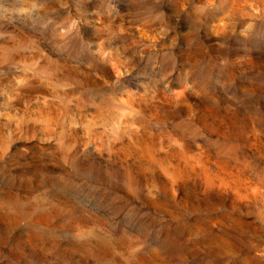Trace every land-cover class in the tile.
<instances>
[{"label": "rangeland", "instance_id": "1", "mask_svg": "<svg viewBox=\"0 0 264 264\" xmlns=\"http://www.w3.org/2000/svg\"><path fill=\"white\" fill-rule=\"evenodd\" d=\"M0 264H264V0H0Z\"/></svg>", "mask_w": 264, "mask_h": 264}]
</instances>
